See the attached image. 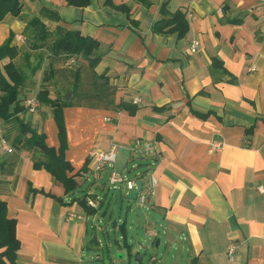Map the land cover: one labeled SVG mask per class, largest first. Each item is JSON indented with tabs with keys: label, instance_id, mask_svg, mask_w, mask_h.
<instances>
[{
	"label": "crops",
	"instance_id": "crops-1",
	"mask_svg": "<svg viewBox=\"0 0 264 264\" xmlns=\"http://www.w3.org/2000/svg\"><path fill=\"white\" fill-rule=\"evenodd\" d=\"M149 2L113 0L129 8L127 16L103 0L85 7L22 0L20 17L7 14L0 21V45L12 36L18 49L13 61L26 76L19 89L22 105L37 95L45 72L51 76L49 98L67 102L64 157L78 186L93 156L111 142L120 146L117 156L125 164L131 138L154 140L160 152L153 203H135L143 223L139 236L129 240L125 215H114L123 195L127 199L124 187L120 197L106 192L110 167L85 187L100 204L84 208L75 200L80 196L65 193L45 169L33 167L34 151L13 145L15 127L0 120L12 147L0 149V199L15 221L14 264H264V191L258 189L264 186V4ZM163 2L169 12L185 14L183 37L151 31ZM33 17L51 31L39 48L30 43L27 23ZM58 27L95 39L94 62L76 56L68 66L72 55L53 54ZM18 117L58 148L50 105L40 103L34 112L25 108ZM216 140L223 141L219 151L211 147ZM137 167L142 171L144 163ZM231 242L236 251L229 260Z\"/></svg>",
	"mask_w": 264,
	"mask_h": 264
},
{
	"label": "trees",
	"instance_id": "trees-1",
	"mask_svg": "<svg viewBox=\"0 0 264 264\" xmlns=\"http://www.w3.org/2000/svg\"><path fill=\"white\" fill-rule=\"evenodd\" d=\"M91 0H66L67 5L74 7H85ZM144 6L149 5V0H135ZM103 5L121 10L128 16L129 8L125 5H115L113 0H103ZM22 12V0H0V21L5 15L10 14L14 17H20ZM160 17L151 24L153 33H174L176 37H183L188 30V23L185 14L177 10L169 12L166 8V2H163L159 8ZM135 24V21H132ZM28 27L33 32L30 41L32 48H39L50 36V30L47 25L39 18L33 17L28 21ZM12 36L0 45V120L8 122L16 129V136L12 141L13 145L22 144L24 148L39 151L44 159L33 161L34 168L45 169L51 177L60 183L65 193L71 194L78 187L73 177L68 173L71 166L64 157L65 150V128L63 124L62 108L67 102L59 99H50L48 96L47 83L51 76L49 72L44 73L43 84L36 97L39 103L50 105L53 109L54 120L57 125L59 146L58 148L49 147L45 143V137L41 133L34 131L28 124L18 117L25 107L19 98V89L23 85L26 76L21 73L14 63L18 49L12 44ZM98 42L92 37L82 35L78 30L63 29L58 27L53 33V41L50 44V50L53 54H69L81 56L93 63L94 59L90 56L97 50ZM4 60H7L3 63ZM35 69L31 70V74ZM86 194L76 197V201L84 208H91L86 205ZM100 204V201L98 202ZM123 229V238H125V221L121 224ZM125 243V241H124ZM19 249V240L16 237L15 221L7 217L5 201L0 199V264H14L17 250Z\"/></svg>",
	"mask_w": 264,
	"mask_h": 264
},
{
	"label": "built area",
	"instance_id": "built-area-1",
	"mask_svg": "<svg viewBox=\"0 0 264 264\" xmlns=\"http://www.w3.org/2000/svg\"><path fill=\"white\" fill-rule=\"evenodd\" d=\"M261 4H264V0H260ZM17 40L24 42L25 37L22 34H18L15 37ZM197 42H193L190 46V50L194 51L196 49ZM76 62L75 56H70L67 60L66 65L72 66ZM254 68L251 67L250 70ZM135 102V101H134ZM39 101L36 95L27 96L24 98L23 105L28 112H34L39 106ZM223 146V141L216 140L212 142L211 147L213 151L221 150ZM120 146L116 143L111 142L105 150L97 152L94 156L93 166L86 171L81 173L84 182L97 180L102 171L106 167H110V171L107 178L108 188L117 189L120 186L124 187L125 192L134 189L136 186V181L141 182L140 188L136 192L134 202L139 206H149L153 203V198L155 194V188L158 182L156 176V167L160 159V152L157 144L154 140L134 137L131 138L126 146L128 155L130 159H139L144 163V168L142 171L138 172L134 177L127 178L121 172H118L115 168L116 156ZM0 149L4 152H10L12 150L11 144L3 134L0 127ZM259 191H264V186L258 187ZM86 205L95 208L98 205L99 198L97 196L86 195L85 197ZM70 216H73L70 214ZM236 251V245L234 243H229L226 248V254L229 260H232L234 253Z\"/></svg>",
	"mask_w": 264,
	"mask_h": 264
},
{
	"label": "rangeland",
	"instance_id": "rangeland-1",
	"mask_svg": "<svg viewBox=\"0 0 264 264\" xmlns=\"http://www.w3.org/2000/svg\"><path fill=\"white\" fill-rule=\"evenodd\" d=\"M13 127V125H12ZM8 139H11V136L6 133ZM128 151H126V153H124L125 155H127ZM34 154L36 156L35 160L40 161L42 159H44V157L42 156V154L39 151H34ZM135 163H142L141 160L139 159H130L126 164L124 163V161L121 160V157L118 155L117 159H116V169L118 172H121L125 177H132L133 175H136L141 169L137 168H133V165ZM93 183L92 181H86L84 183H81L73 192V194L75 196H82L85 192V187L87 185L91 186ZM106 192L108 195L114 194L117 197H120V193L121 190L119 188L117 189H111L108 188V185L106 184ZM121 208L119 205H117L116 209H114V215L117 216V214L119 213L121 215V219L126 218V223H127V227H128V235H129V240H131V238L133 239L134 237H137V235L139 236V234L141 233V228H142V223H143V211H141V209L135 205L134 200H127L124 198L123 195V199L121 201ZM127 208V209H126ZM114 216V217H115ZM132 236V237H131ZM136 239V238H135ZM139 242H142V240H140ZM133 243L136 245L137 243L133 241ZM142 253V252H140ZM119 254H117L116 256L118 257ZM148 256V253H147Z\"/></svg>",
	"mask_w": 264,
	"mask_h": 264
},
{
	"label": "water",
	"instance_id": "water-1",
	"mask_svg": "<svg viewBox=\"0 0 264 264\" xmlns=\"http://www.w3.org/2000/svg\"><path fill=\"white\" fill-rule=\"evenodd\" d=\"M141 182L139 180L136 181V186L134 189H131L125 193V196L128 200H134L136 196L137 190L140 188ZM141 255V254H140Z\"/></svg>",
	"mask_w": 264,
	"mask_h": 264
}]
</instances>
